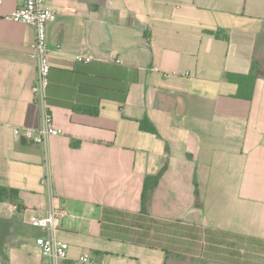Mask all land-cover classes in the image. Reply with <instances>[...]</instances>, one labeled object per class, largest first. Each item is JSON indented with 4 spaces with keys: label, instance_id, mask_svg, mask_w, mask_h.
Returning <instances> with one entry per match:
<instances>
[{
    "label": "crops",
    "instance_id": "0c3cea01",
    "mask_svg": "<svg viewBox=\"0 0 264 264\" xmlns=\"http://www.w3.org/2000/svg\"><path fill=\"white\" fill-rule=\"evenodd\" d=\"M22 3L0 7V259L50 264L53 208L59 264H264V0H49L43 145L13 135L42 113Z\"/></svg>",
    "mask_w": 264,
    "mask_h": 264
},
{
    "label": "built area",
    "instance_id": "2783aa9c",
    "mask_svg": "<svg viewBox=\"0 0 264 264\" xmlns=\"http://www.w3.org/2000/svg\"><path fill=\"white\" fill-rule=\"evenodd\" d=\"M48 2L49 0H23L22 5L4 17L12 22L29 25L35 33L29 58L35 63L37 69L32 92L42 108L41 126L38 129L15 128L13 130L15 138H23L27 143L34 145H43L50 137L60 135V131L53 125L52 116L47 112L45 102L46 86L50 72V55L52 52H60V47L57 46L52 49L47 42L46 26L56 19V15L48 6ZM1 3L2 0H0V7ZM61 214V211L51 208L44 217L34 218L31 221L32 226L45 233L44 236L38 237L35 243L40 255L49 259L50 264H59L67 258V245L55 238V223ZM78 262L82 264H104L97 262L89 254L81 255Z\"/></svg>",
    "mask_w": 264,
    "mask_h": 264
},
{
    "label": "trees",
    "instance_id": "16d2710c",
    "mask_svg": "<svg viewBox=\"0 0 264 264\" xmlns=\"http://www.w3.org/2000/svg\"><path fill=\"white\" fill-rule=\"evenodd\" d=\"M1 193L2 192H0V198H1ZM8 225H9V221L0 220V253L3 252V247L5 244L4 237L7 233ZM5 262H6V257L2 256L0 259V264H6Z\"/></svg>",
    "mask_w": 264,
    "mask_h": 264
}]
</instances>
